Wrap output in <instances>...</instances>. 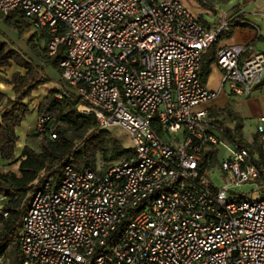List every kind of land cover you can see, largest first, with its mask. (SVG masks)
I'll list each match as a JSON object with an SVG mask.
<instances>
[{
    "label": "built area",
    "instance_id": "1",
    "mask_svg": "<svg viewBox=\"0 0 264 264\" xmlns=\"http://www.w3.org/2000/svg\"><path fill=\"white\" fill-rule=\"evenodd\" d=\"M16 11L49 36L50 56L62 48L78 110L124 130L133 148L104 171L68 162L57 184L32 194L19 264H264V196H236L200 167L213 147L235 184L261 173L203 105L220 94L201 76L203 56L230 21L208 26L180 0H0V13ZM216 62L231 96H250L264 79L253 45L220 46ZM256 133L264 150V116ZM7 201L0 194V221Z\"/></svg>",
    "mask_w": 264,
    "mask_h": 264
},
{
    "label": "trees",
    "instance_id": "2",
    "mask_svg": "<svg viewBox=\"0 0 264 264\" xmlns=\"http://www.w3.org/2000/svg\"><path fill=\"white\" fill-rule=\"evenodd\" d=\"M16 16H18L17 19H15ZM3 17L7 24L20 33L32 28L30 19L19 11ZM38 33L45 36L48 45L49 36L36 30L30 35L28 45L39 60L45 65H52L61 74L60 62L64 57L62 48L56 55L50 56L48 53L49 56L45 58L36 42ZM14 63L24 68L25 73L16 72L11 78H0L11 87L10 93L0 89V160L4 163V167L0 168V194L8 196L4 209L9 213L0 221V255L19 256L20 260L22 257L19 248L21 218L32 194L40 186L50 179L60 180L64 166L68 162H72L79 169L104 171L107 168H98L99 155L103 158L110 155V160L122 161L133 155V148L123 146L112 134V130L105 129L99 124L94 114L79 112L80 99L74 92L68 90L65 85L56 86L47 92L37 108L40 121L39 149L30 144L25 145L20 159L18 158V172L6 170L5 165L11 164L16 157L20 140L18 129L34 110L31 105L34 92L51 80L45 74L43 64L37 63L32 56L17 48L12 40L0 39V66H11ZM202 68L204 77H207L210 73L209 65L204 63ZM215 113L218 115L228 113L230 118L233 116L236 118L234 128L226 127V139L230 143L238 147L249 144L242 131L241 116L233 110L231 105L225 108L216 107ZM217 120L224 124L226 117ZM76 134L80 137L77 142L74 137ZM257 141L258 135L254 143L256 144ZM216 153V148L208 147L200 165L202 175L208 178L210 175L207 169L211 167L208 160L214 162L217 159ZM260 156L263 158L264 153L261 152ZM111 166L112 164L109 167ZM258 168L262 173L261 167Z\"/></svg>",
    "mask_w": 264,
    "mask_h": 264
},
{
    "label": "crops",
    "instance_id": "3",
    "mask_svg": "<svg viewBox=\"0 0 264 264\" xmlns=\"http://www.w3.org/2000/svg\"><path fill=\"white\" fill-rule=\"evenodd\" d=\"M180 1L192 13L199 16L204 24L208 26L220 22L223 18L228 19L231 23L229 31L222 36L221 40L217 44H214L207 52H205L203 56V62L209 65L210 73L215 70V63H217L216 53L220 46L231 44H250L253 45L257 50L264 52V0ZM37 63L43 64V62L40 61H37ZM3 68L4 67H0V74H4ZM203 73V68H201V76L206 84L210 73L207 77H204ZM6 76L7 78H10L8 74ZM2 86L5 88H3ZM54 87H49L48 83H46L35 91L36 93H41H39L40 95H37L38 102L34 106L32 114L28 116V118L23 122L22 126L18 129L20 140L16 149V156H20L22 154L25 145H32L33 141L29 134L35 126V122H37L38 125V105L43 97L47 94V92ZM0 89L10 93L11 87L0 80ZM224 90H227L229 92V89L227 87L225 88L221 85L219 95L223 94ZM228 95L230 96H228L229 99H231V102L229 104L232 106L234 111L241 116L243 124V134L246 126L252 124L254 125L253 133L254 135H257L256 126L259 122V119L264 116V79L262 83L248 97H240L235 95L231 96L230 94ZM215 99L206 103V107H208L209 109L218 107L214 102ZM211 103L212 105H210ZM244 137H246L245 134Z\"/></svg>",
    "mask_w": 264,
    "mask_h": 264
},
{
    "label": "rangeland",
    "instance_id": "4",
    "mask_svg": "<svg viewBox=\"0 0 264 264\" xmlns=\"http://www.w3.org/2000/svg\"><path fill=\"white\" fill-rule=\"evenodd\" d=\"M2 15L3 14L0 13V39L3 41H7L8 39L12 40V42L15 43V46L17 48L22 50L24 53L25 52L28 53L35 60L42 62L34 54L32 49L28 45V40L30 38V35L33 33V28H30L29 31H26L24 33H20L16 28L11 26L10 24H7L4 20V17H3L5 15H3V16ZM17 18H18V16L15 17V19H17ZM36 42L38 43V45L41 49L42 55L45 58H47L49 55H48V51H47L48 45H47V41L45 40V36L38 33V35L36 37ZM215 64H216L215 70H213L212 73L209 74V78L206 81V86L210 90L219 91L220 87L222 85V82H223V71L221 70L220 66L217 63H215ZM43 66L45 68V74L51 78V80L48 82L49 87H54L56 85L58 87H61V86L65 85V82L62 80L61 74L58 72L57 69H55L50 64L45 65L43 63ZM0 67H4L3 73L5 74V75L0 74V78H3V77L7 78V76H6L7 74L11 78L12 75L16 72H20V73L25 72V69L22 68L21 66L17 65L16 63H14L11 66H0ZM3 88H5V87H3ZM39 93H41V92H37V93L35 92L34 97L31 99V105L33 107L38 102V96L37 95ZM228 94H229V92L227 90H224L223 94L218 95V97L215 99L214 102L216 103V105L219 108L220 107L225 108V107H228V105H230L229 103L231 102V99H229L230 96ZM212 103L210 105H212ZM203 105H204V107H206L207 104L206 105L203 104ZM210 109H209V111L211 113L210 117H211V120L213 122L222 124V122L218 121L217 119L223 118L225 116L226 120H225V123L222 125L225 128L226 127H229V128L235 127L237 120H236V118H234V116L232 118H230L228 116V113L225 115H218L215 113L216 107L210 108ZM253 126L254 125H252V124L247 125L246 129L244 130V134L247 137V138L245 137L247 142L249 143L246 147L250 149L253 164L255 166L261 167V169H262V173L258 172L260 174V176L258 178L254 179V180H249V181L247 180L241 184H235L234 182H232L234 174L231 171L223 170V168L221 166V159H222L224 152L222 150H219V149H217V153L215 154L217 159H215L214 162H212V160H210V159L208 160V163H210L211 167H208L207 171H208V174L210 175V177L213 178L216 182L228 181L230 183L231 190L234 192L237 191L236 196H247L249 198L258 199V198H261L264 196V157L262 158L260 156V153L261 152L264 153V150L261 148V144H260L259 140L257 141L256 144L254 143V139L256 137V134L254 135V133H253V131H254ZM39 131H40V129L38 128L37 122H35V126L33 127V129L30 132V135H31L30 137L33 141L32 146L37 148V149H39L38 143L40 142L39 141L40 140L39 135H38ZM112 134L121 142V144L123 146H126V147L131 146L130 142H129V138H128V136L124 130H122L120 128H113ZM74 137H75L76 142L80 139L78 134L74 135ZM252 150H253V152H252ZM19 157H20L19 155L16 156L15 160H13L11 162V164H9L7 166L5 165L6 170L10 169V170H15L18 172V170H19L18 169V165H19L18 163H19V159H20ZM109 158H110V155L107 158H103L102 156L99 155V157H98V168L99 169H106L111 164L114 165V164L120 162L119 159L110 160ZM58 182H59V179H56L55 184H57ZM229 195H230V192H229ZM19 258H20L19 256H14V257L7 256L6 257V264H18V263H20Z\"/></svg>",
    "mask_w": 264,
    "mask_h": 264
},
{
    "label": "bare ground",
    "instance_id": "5",
    "mask_svg": "<svg viewBox=\"0 0 264 264\" xmlns=\"http://www.w3.org/2000/svg\"><path fill=\"white\" fill-rule=\"evenodd\" d=\"M82 109L86 111V108L85 107H82Z\"/></svg>",
    "mask_w": 264,
    "mask_h": 264
}]
</instances>
